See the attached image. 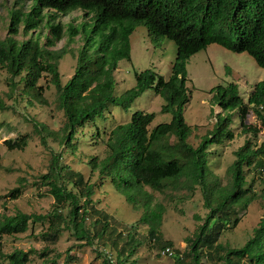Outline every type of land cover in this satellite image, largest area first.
Segmentation results:
<instances>
[{
  "label": "trees",
  "instance_id": "1",
  "mask_svg": "<svg viewBox=\"0 0 264 264\" xmlns=\"http://www.w3.org/2000/svg\"><path fill=\"white\" fill-rule=\"evenodd\" d=\"M20 9L11 13L7 36L0 41V68L9 76V87L15 91L22 84L21 95L40 104H46L43 87L38 82L43 75L49 76L50 84L57 93V109L62 112L63 124L59 130V144L75 149L74 141L79 129L103 119L104 113L113 107L127 112L131 105L147 90L163 99L160 114H169V123L158 124L151 131L153 113L136 111L129 122L119 124L110 130L105 141V155L101 159L91 158L89 166L101 179L107 180L129 205H141L144 213L139 222L148 227V236L157 237L162 222L164 207L152 204V196L145 191L163 193L167 189L181 186L193 190L200 188L203 205L208 213L198 226L189 247L195 264H199L201 247L214 253L220 264H264V213L254 229L252 237L241 248H227L216 241L226 223V215L235 213V208L246 210L254 200L247 193L245 170L264 169V141L256 149L248 140L236 153V159L229 166L230 185L220 186L207 166L208 148L233 139L228 130L232 113L237 112L243 134L256 135L255 128L246 127L243 118L252 108L264 127V81L254 85L247 102L239 95L238 86L229 83L209 90L213 105L221 109L216 123L204 135L196 147L187 140L191 128L185 123L183 112L190 100L186 63L188 59L206 50L212 44L232 53H246L256 65L264 69V0H15ZM26 3H31L27 13L22 12ZM44 10L53 15L45 21ZM81 10L93 20L90 35H85L83 48L78 52L76 67L71 78L61 84L58 62L62 52L51 51L62 39L63 28L57 16ZM46 23L49 36L41 46L38 38L19 41V26L24 24V34L34 31ZM137 26H144L149 37L165 38L176 46V58L171 75L165 80L154 70L147 69L134 74L135 85L119 97L114 96L116 85L114 72L118 62L130 61L129 37ZM70 37L77 30L68 28ZM99 36L96 43L94 36ZM18 79L17 82L14 80ZM9 107L0 97V111ZM37 133L45 131L44 126L33 124ZM174 142L170 143L169 139ZM44 143V139L41 138ZM9 150L23 149L25 137L7 140ZM62 155H53L48 172L40 176V186L47 188L53 198L56 217L57 208L69 207L66 223L72 235L84 246H92L95 239L106 235L109 224L101 212L92 204L94 185L85 181L81 174H75L67 166H61ZM65 171V172H63ZM76 190H69L65 181ZM21 188L11 190L8 197L17 199ZM96 215L92 231L84 227V218ZM46 215H27L17 212L0 220V236L24 234L29 223L44 222ZM238 222L233 219V225ZM122 251L120 252V254ZM207 256L212 257L207 253ZM173 257V256H172ZM176 257V256H175ZM179 259V258H178ZM177 259V260H178ZM0 260L7 264H27L29 253L20 250L10 254L0 251ZM102 264H112L104 259ZM115 264H124L117 258Z\"/></svg>",
  "mask_w": 264,
  "mask_h": 264
},
{
  "label": "rangeland",
  "instance_id": "2",
  "mask_svg": "<svg viewBox=\"0 0 264 264\" xmlns=\"http://www.w3.org/2000/svg\"><path fill=\"white\" fill-rule=\"evenodd\" d=\"M30 6L31 3H26L22 12L27 13ZM18 9L20 6L16 5L15 0H0V41L7 36L11 13ZM51 15V10H44L45 21ZM57 22L63 28L62 39L54 47L47 49L64 54L58 62L60 81L64 85L74 73L78 52L84 46L85 35H90L93 20L81 10H75L65 17L58 15ZM69 27L77 30V35L73 38L68 33ZM48 36L46 23L27 34H24V24H21L16 38L24 41L30 37H39L40 45L44 46ZM94 40L97 43L99 36H94ZM129 41L130 61H119L114 72L116 97L135 85V73L151 69L167 80L177 54L173 42L162 37L152 40L144 26H137ZM186 71L190 100L183 116L185 123L191 128L187 142L193 147L213 130L217 115L222 114L221 109L211 101L210 89L234 83L238 86L239 95L247 102L254 85L264 81V69L258 67L250 56L246 53H232L215 44L191 56L186 63ZM14 81L17 82L18 79ZM9 83V76L0 68V97L9 107L7 111H0V220L17 212L40 216L49 214V218L44 222L29 223L24 234L0 236V251L3 254L17 250L27 252V264H102L104 259L115 264L118 256L124 259V264H195L188 240L194 238L198 226L208 213L199 187L191 190L181 186L177 189L169 188L163 193L145 188L153 198L152 204H161L165 210L157 241L149 238L148 227L139 222L144 213L143 207L126 203L124 197L107 180L92 172L89 166L91 158L104 157L105 141L110 130L129 122L134 112L155 115L148 131L158 124L169 123L171 116L160 114L164 104L162 98L155 95L153 90H147L127 112L111 106L104 113L103 119H96L77 131L75 149L72 151L59 144L63 115L57 109V93L49 82V76L43 75L38 82V86L44 90L45 105L21 95L22 84L11 91ZM231 118L227 129L233 133V139H225L220 144L209 146L207 154L208 169L222 187L230 185L227 170L236 159V151L248 140L254 149L264 141V127L260 126L252 108L248 110L243 122L246 127L255 128L256 135L243 134L237 112H233ZM34 123L44 126L45 131L37 133ZM20 137H25L26 146L21 150H9L5 141H14ZM169 142L173 143L174 139L170 138ZM56 154L62 155L61 166H67L73 173L81 174L85 181L94 185L92 204L97 212L106 216L109 229L103 238H96L92 246L82 245L72 235L66 223L69 211L67 204L58 207L56 217H52L56 211L54 200L47 193V188L40 186L39 178L48 172L51 158ZM244 170L247 182L244 188L254 196V200L246 210L235 208V213L226 215V223L215 245L221 244L230 249L241 248L252 237L263 217L264 169ZM65 184L69 190L76 192L67 180ZM18 187L21 188V195L17 199L8 197L11 190ZM234 218L238 219L236 225H233ZM95 220L96 215L85 217L84 227L92 231ZM166 248L170 249L173 257L164 252ZM200 251L199 264H220L206 246L201 247ZM207 253L212 257L207 256ZM0 264L7 263L0 260Z\"/></svg>",
  "mask_w": 264,
  "mask_h": 264
},
{
  "label": "built area",
  "instance_id": "3",
  "mask_svg": "<svg viewBox=\"0 0 264 264\" xmlns=\"http://www.w3.org/2000/svg\"><path fill=\"white\" fill-rule=\"evenodd\" d=\"M164 252H166V254H168V256H170V257L173 256V253L170 251L169 248H166V249L164 250Z\"/></svg>",
  "mask_w": 264,
  "mask_h": 264
}]
</instances>
